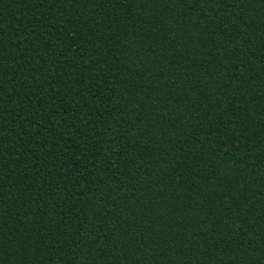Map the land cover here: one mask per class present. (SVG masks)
<instances>
[{"label": "trees", "instance_id": "1", "mask_svg": "<svg viewBox=\"0 0 264 264\" xmlns=\"http://www.w3.org/2000/svg\"><path fill=\"white\" fill-rule=\"evenodd\" d=\"M0 264H264V0H0Z\"/></svg>", "mask_w": 264, "mask_h": 264}]
</instances>
